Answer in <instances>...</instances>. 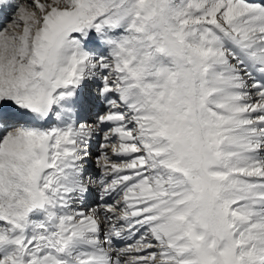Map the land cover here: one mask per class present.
<instances>
[{
    "label": "snow or ice",
    "instance_id": "1",
    "mask_svg": "<svg viewBox=\"0 0 264 264\" xmlns=\"http://www.w3.org/2000/svg\"><path fill=\"white\" fill-rule=\"evenodd\" d=\"M0 264H264V0H0Z\"/></svg>",
    "mask_w": 264,
    "mask_h": 264
}]
</instances>
